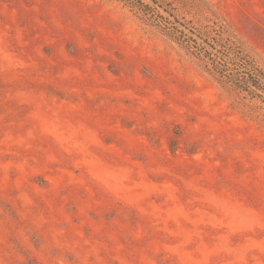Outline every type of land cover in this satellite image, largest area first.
I'll use <instances>...</instances> for the list:
<instances>
[{
  "label": "rangeland",
  "instance_id": "rangeland-1",
  "mask_svg": "<svg viewBox=\"0 0 264 264\" xmlns=\"http://www.w3.org/2000/svg\"><path fill=\"white\" fill-rule=\"evenodd\" d=\"M155 1L264 74V0ZM251 89L120 0H0V264H264Z\"/></svg>",
  "mask_w": 264,
  "mask_h": 264
},
{
  "label": "trees",
  "instance_id": "trees-1",
  "mask_svg": "<svg viewBox=\"0 0 264 264\" xmlns=\"http://www.w3.org/2000/svg\"><path fill=\"white\" fill-rule=\"evenodd\" d=\"M126 3L132 10L140 13L154 27L158 28L162 34L182 47L190 55L203 62L207 72L217 75L221 81L230 84L235 89L247 92L250 95H256L257 91L264 92V74L252 65H245L251 68V74L247 77H235L225 71L224 65L216 60L212 53L207 51V47L214 49L196 29L190 27L188 23H181L173 13L175 8L171 5H160L155 0H149L152 5L145 4L141 0H120ZM164 13L166 16H163ZM203 44L205 46H203ZM244 60V59H243ZM257 96V95H256Z\"/></svg>",
  "mask_w": 264,
  "mask_h": 264
}]
</instances>
